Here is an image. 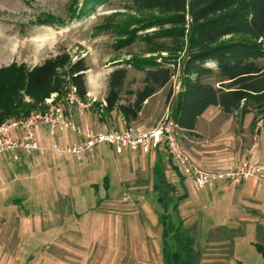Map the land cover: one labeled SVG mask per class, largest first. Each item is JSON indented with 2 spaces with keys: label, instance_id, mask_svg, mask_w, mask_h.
I'll return each mask as SVG.
<instances>
[{
  "label": "rangeland",
  "instance_id": "374dc122",
  "mask_svg": "<svg viewBox=\"0 0 264 264\" xmlns=\"http://www.w3.org/2000/svg\"><path fill=\"white\" fill-rule=\"evenodd\" d=\"M169 16L171 13L162 10L140 8L135 0H0V111L13 116L30 111L33 104L39 106L36 109L46 108L47 98L56 92L51 93L68 63L84 57L89 69L87 107L83 112L92 117L94 127H121L117 111L105 114L102 121L95 104L106 98L110 73L126 59L168 58L176 62L177 71L164 95H157L149 104L155 111L146 110L141 122L131 123L158 125L166 108L169 114L172 111L178 93L168 105L174 92L180 90L185 58L181 27L159 25ZM240 37L232 35L224 40ZM49 60L58 66L56 78L37 89L29 88L31 71ZM128 68L125 88L142 87L145 73ZM207 80L216 84L214 77ZM97 88L100 91L94 94ZM128 98L124 91V101ZM216 111V106H211L205 116L221 114ZM252 116L246 115L247 124ZM257 116L264 117V112ZM261 135L264 137V126ZM91 153L113 160L123 157L105 145ZM36 154L0 157V264L172 263L171 257L162 253L161 229L155 212L161 211V206L154 200L157 192L147 182L151 160L138 158L129 166L131 176L121 178L111 188L112 197L104 198L103 185L99 189L71 186L68 191L63 185L66 172L58 164L62 159L67 161L65 156ZM51 156H60L59 162L49 159ZM88 157L76 158L75 168L83 169L82 162ZM111 165L109 168L115 169ZM84 167L87 176L93 165ZM171 237L167 234V241ZM256 245L264 258V247ZM212 248L210 254L202 249L203 257L211 253L227 257L231 253L228 247L222 250L224 245L220 243ZM197 255L200 258L198 251ZM255 258L250 255L246 262H255Z\"/></svg>",
  "mask_w": 264,
  "mask_h": 264
},
{
  "label": "crops",
  "instance_id": "0c3cea01",
  "mask_svg": "<svg viewBox=\"0 0 264 264\" xmlns=\"http://www.w3.org/2000/svg\"><path fill=\"white\" fill-rule=\"evenodd\" d=\"M167 87L168 84L150 97L145 102L139 118L131 123L141 122L146 110H150L148 113L152 110L155 111L154 107L153 109L149 108V104L153 102L157 95H164ZM99 91V88L95 89L94 94H98ZM179 92L180 90L174 92L168 107L171 106L174 95L179 94ZM178 94L172 110L176 107ZM211 106H216V112L221 114L205 116L206 110ZM211 106L199 116L195 129L188 130L180 127L179 138L184 147L185 144L187 145L185 148L200 167L206 170L236 168L248 154V150L252 145L258 118L254 121L255 115L250 112L253 116L247 124L246 115L250 113L244 116L240 113L226 114L221 106ZM117 113H119L122 120L120 122L121 127L126 124L132 125L126 121L121 112L117 111ZM171 113L169 114L166 108L162 119L164 120L168 116L171 117ZM75 118L83 125H91V122H93L92 117L79 108L75 111ZM262 127L260 129V146L254 152L252 160L264 168ZM40 137L43 145L52 143V138L48 136L44 129L40 131ZM57 140L60 143H65L76 142L80 138L70 133H63L58 136ZM101 145L108 146L113 150V147L109 144ZM20 153L26 154L24 151ZM122 154V158L113 160L109 157L98 158L97 154L90 153L88 154L89 157L86 158L87 160L82 162L83 169L75 168L77 160L73 155L65 156L67 161L62 159L63 161L59 162L60 156H56L57 158L51 156L49 159L55 160L56 164L59 162L61 169L66 172L63 185L67 187L68 191L71 186H93L98 189L104 186V190H102L104 193L101 194L104 198L112 197L111 188L117 186L119 181H122L121 178L131 176V172L128 171L131 170V165H134L138 158L142 160L149 159L151 160V176H146L148 177L147 182L151 190L157 192L154 200L161 206V211L155 210V212L161 229L162 253L164 252L165 256L171 257V264L184 263V261L181 262L183 253L179 251L174 240L167 241V234L171 237L177 232L200 253L197 264H264V258L256 248V244L264 247V182L255 179H248L239 184L219 182L208 186L207 190L206 188L205 190H196L190 182L181 176L174 160L169 157L164 149L149 152L131 150ZM32 155L37 154L33 152ZM111 164L115 169L111 170L109 168ZM92 165V171L86 172L87 176H85L84 166L92 167ZM144 171H147L145 167ZM175 175L179 178L175 179ZM219 243L224 245L222 250L227 247L230 248L231 253L229 256L225 257L226 255H213L211 253V255L203 257L202 244L203 246L205 244L203 250L209 252L213 250L212 247L219 245ZM199 245L201 247H198ZM167 252H169L168 255ZM250 255L256 257L255 262L250 259V263L246 262ZM258 259H261L262 262H258Z\"/></svg>",
  "mask_w": 264,
  "mask_h": 264
},
{
  "label": "trees",
  "instance_id": "16d2710c",
  "mask_svg": "<svg viewBox=\"0 0 264 264\" xmlns=\"http://www.w3.org/2000/svg\"><path fill=\"white\" fill-rule=\"evenodd\" d=\"M135 1L140 8L171 13L159 25L181 27L185 58L180 92L171 113V118L180 127L195 129L199 116L211 105L221 106L226 114L240 113L244 116L254 112L256 121L257 113L264 112V0ZM232 35L241 37L224 40ZM131 41H128L129 45ZM117 65L119 67L109 75L106 103L95 104L102 121L105 114L119 111L130 124L139 118L145 102L171 82L177 64L168 58H138L126 59ZM21 67L25 66L19 65ZM128 67L145 73L142 87L125 88ZM88 69L84 57L69 62L51 93L61 92L71 83L77 86L80 96L86 101ZM57 72V64L50 60L37 65L30 73L32 82L29 88L45 85L56 78ZM212 77L216 84L207 80ZM124 91L129 96L126 101L123 99ZM38 107L33 104L24 114ZM7 115L8 112L0 111V125L11 116ZM172 238L184 255V264H197V251L184 241L182 235L177 232Z\"/></svg>",
  "mask_w": 264,
  "mask_h": 264
},
{
  "label": "built area",
  "instance_id": "2783aa9c",
  "mask_svg": "<svg viewBox=\"0 0 264 264\" xmlns=\"http://www.w3.org/2000/svg\"><path fill=\"white\" fill-rule=\"evenodd\" d=\"M47 100L49 103L46 108L10 116L0 125V157L8 154L18 157L24 151L29 154L50 152L63 156L73 155L83 159L101 144L111 145L120 154L131 150L149 152L164 149L174 160L181 176L196 190H203L219 182L239 184L248 179L264 182V168L252 160L260 146V129L264 117L258 119L252 145L240 165L230 170H206L193 160L184 147L179 138L180 126L169 116L152 127L126 124L122 127L96 128L80 124L75 118L77 108L83 110L87 107L75 84L67 85L62 93H52ZM102 102L106 103L105 99ZM42 129L52 138L50 145L41 142ZM63 133H70L80 140L60 143L57 138Z\"/></svg>",
  "mask_w": 264,
  "mask_h": 264
}]
</instances>
